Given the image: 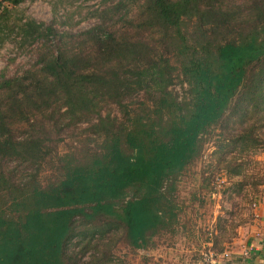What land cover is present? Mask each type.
I'll return each instance as SVG.
<instances>
[{
    "label": "trees",
    "instance_id": "1",
    "mask_svg": "<svg viewBox=\"0 0 264 264\" xmlns=\"http://www.w3.org/2000/svg\"><path fill=\"white\" fill-rule=\"evenodd\" d=\"M108 1L77 33L0 1V40L34 56L0 75V264H127L175 232L204 134L230 176L264 148V0ZM67 132L86 139L62 153Z\"/></svg>",
    "mask_w": 264,
    "mask_h": 264
},
{
    "label": "rangeland",
    "instance_id": "2",
    "mask_svg": "<svg viewBox=\"0 0 264 264\" xmlns=\"http://www.w3.org/2000/svg\"><path fill=\"white\" fill-rule=\"evenodd\" d=\"M0 1L12 10L13 20L23 15L46 23L56 20L57 25L72 29L75 33L96 24L99 17L94 13L97 9L101 10L112 3H105L104 0H23L13 7L10 0ZM32 52L28 48L20 49L12 38L0 40V75L4 73L11 76L29 67L34 60ZM171 88L183 94L180 77H177ZM107 112L121 115L115 104L104 108V113ZM65 138L59 146L62 153L70 145L80 147L85 143L86 135L74 136L72 132H67ZM202 142V154L186 167L177 183V202L181 212L175 232L160 235L155 239L154 247L135 252L131 251V247L121 244L116 252L126 259L127 264H193L204 257L201 254L203 250L208 252L213 247L217 234L224 236L220 243L224 250L225 243L233 241L240 227L252 216L250 204L264 188V148L247 156L249 162L245 178L230 176L226 171H216L218 137L215 133L204 134ZM21 168L20 175L29 169ZM51 171L54 173L48 166L42 175L49 176ZM242 182L245 184L243 191L236 193L234 189ZM221 225L225 226V230L221 231ZM206 242H210V246Z\"/></svg>",
    "mask_w": 264,
    "mask_h": 264
},
{
    "label": "crops",
    "instance_id": "3",
    "mask_svg": "<svg viewBox=\"0 0 264 264\" xmlns=\"http://www.w3.org/2000/svg\"><path fill=\"white\" fill-rule=\"evenodd\" d=\"M250 208L252 218L250 217L240 227L239 234L233 241L225 243L226 251H229L232 255L231 262L235 264H264V188L255 196ZM206 243L209 244L208 246L211 244L210 242ZM211 250L213 249L210 248L209 251ZM203 251H201V254L204 257H201L193 264H209L205 259L206 250Z\"/></svg>",
    "mask_w": 264,
    "mask_h": 264
},
{
    "label": "built area",
    "instance_id": "4",
    "mask_svg": "<svg viewBox=\"0 0 264 264\" xmlns=\"http://www.w3.org/2000/svg\"><path fill=\"white\" fill-rule=\"evenodd\" d=\"M232 255L226 249L223 252H215L214 250L205 252V259L209 264H235L231 262Z\"/></svg>",
    "mask_w": 264,
    "mask_h": 264
}]
</instances>
